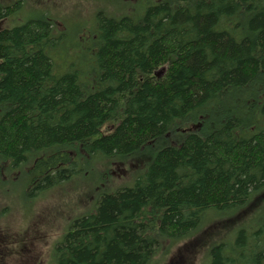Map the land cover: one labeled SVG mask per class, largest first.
<instances>
[{
    "label": "trees",
    "instance_id": "trees-1",
    "mask_svg": "<svg viewBox=\"0 0 264 264\" xmlns=\"http://www.w3.org/2000/svg\"><path fill=\"white\" fill-rule=\"evenodd\" d=\"M13 14L0 6V24ZM52 28L42 17L0 30V163L27 166L38 190L98 155L155 145L133 186L70 223L56 264H151L208 211H245L264 186V0H154L138 17L101 16L89 74L76 57L54 72ZM245 239L229 254L214 245L208 264H264V224Z\"/></svg>",
    "mask_w": 264,
    "mask_h": 264
},
{
    "label": "rangeland",
    "instance_id": "rangeland-1",
    "mask_svg": "<svg viewBox=\"0 0 264 264\" xmlns=\"http://www.w3.org/2000/svg\"><path fill=\"white\" fill-rule=\"evenodd\" d=\"M152 1L0 0V6L14 9L13 16L5 20L7 25H21L42 17L52 22L56 46L54 50L49 49V55L54 72L61 75L68 71L67 65L74 57L75 66L89 74L93 59L90 48L98 18L138 17ZM81 47L88 48L84 57ZM256 92L257 87L252 86L244 99L252 101ZM258 119L261 121L258 128L264 129V118ZM107 129L105 126L102 130ZM154 149L153 144L123 156L98 155L87 164L79 166L78 163L77 171L70 178L48 188L37 187L38 190L35 187L40 182L25 172L27 166L13 170L6 163H0V264H56L54 247L62 240L70 223L93 213L102 194L133 186L146 172ZM263 224L264 186L253 192L244 212L221 216L208 211L183 241L172 243L167 239L151 264H208L209 250L214 245L224 243L229 254L238 231L250 243L248 237ZM245 253L253 259L254 252L249 248H245Z\"/></svg>",
    "mask_w": 264,
    "mask_h": 264
},
{
    "label": "flooded vegetation",
    "instance_id": "flooded-vegetation-1",
    "mask_svg": "<svg viewBox=\"0 0 264 264\" xmlns=\"http://www.w3.org/2000/svg\"><path fill=\"white\" fill-rule=\"evenodd\" d=\"M15 26H17V25H14V24H12V25H7V24H5V21H4L3 24H0V30H4V29H12V28H14ZM0 76H2V75L0 74Z\"/></svg>",
    "mask_w": 264,
    "mask_h": 264
},
{
    "label": "water",
    "instance_id": "water-1",
    "mask_svg": "<svg viewBox=\"0 0 264 264\" xmlns=\"http://www.w3.org/2000/svg\"><path fill=\"white\" fill-rule=\"evenodd\" d=\"M163 69H164V68H163V67H161V68H160L158 71H156V72H155V75H157V76H158V75H159V74H160V73L163 71Z\"/></svg>",
    "mask_w": 264,
    "mask_h": 264
}]
</instances>
